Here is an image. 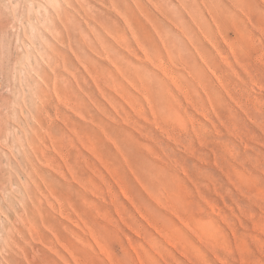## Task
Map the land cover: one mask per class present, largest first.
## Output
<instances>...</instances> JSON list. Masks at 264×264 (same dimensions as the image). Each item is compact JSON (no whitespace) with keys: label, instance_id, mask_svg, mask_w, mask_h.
I'll return each instance as SVG.
<instances>
[{"label":"rangeland","instance_id":"1","mask_svg":"<svg viewBox=\"0 0 264 264\" xmlns=\"http://www.w3.org/2000/svg\"><path fill=\"white\" fill-rule=\"evenodd\" d=\"M0 264H264V0H0Z\"/></svg>","mask_w":264,"mask_h":264},{"label":"bare ground","instance_id":"2","mask_svg":"<svg viewBox=\"0 0 264 264\" xmlns=\"http://www.w3.org/2000/svg\"><path fill=\"white\" fill-rule=\"evenodd\" d=\"M262 107V106H261ZM125 157V156H124ZM142 166H144V165H142ZM151 173H153V172H151ZM156 173V175H159V172L158 171H156L155 172ZM159 177H160V175H159ZM170 182L167 180V182L166 181H161L160 179H159V181H158V184H160V185H164V187H167V188H172V185L171 184H169ZM154 188V187H153ZM170 196H171V193H170ZM217 256V255H216Z\"/></svg>","mask_w":264,"mask_h":264}]
</instances>
